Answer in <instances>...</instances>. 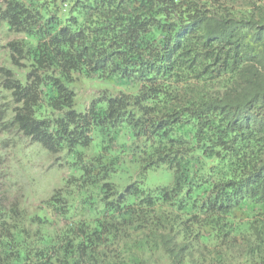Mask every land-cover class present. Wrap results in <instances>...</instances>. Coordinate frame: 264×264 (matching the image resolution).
<instances>
[{
	"label": "trees",
	"instance_id": "1",
	"mask_svg": "<svg viewBox=\"0 0 264 264\" xmlns=\"http://www.w3.org/2000/svg\"><path fill=\"white\" fill-rule=\"evenodd\" d=\"M0 30V264H264V0H0ZM83 77L112 88L79 112ZM26 142L68 172L38 206Z\"/></svg>",
	"mask_w": 264,
	"mask_h": 264
},
{
	"label": "rangeland",
	"instance_id": "2",
	"mask_svg": "<svg viewBox=\"0 0 264 264\" xmlns=\"http://www.w3.org/2000/svg\"><path fill=\"white\" fill-rule=\"evenodd\" d=\"M14 39L13 37L5 36L0 30V40L2 44L6 41ZM73 89L76 93V110L79 112H85L86 106L89 105L93 99L102 96L101 92L108 88H112L109 84L103 81L91 80L88 78H80L79 81L74 83ZM104 137L96 136L94 140V148L90 151H84L88 157L93 154H100L102 151L101 145ZM129 137L126 136L125 131H121L117 138V144L122 145L127 143ZM27 148L24 151V155L27 156V160H16L11 162V165L17 177L21 191L24 195H30V203L38 206L42 201L48 199L52 195V191L61 187V174L55 172L53 169L48 171L51 167L52 159L48 157L40 148L36 146H29L28 142L25 143ZM15 152V150H11ZM124 159L117 166L119 173L116 178L113 179L120 189H124L127 185L137 180L138 172L128 166ZM66 172V171H63ZM174 183V173L166 167H160L156 170L150 171L145 180L144 187L149 190H155L157 188H170Z\"/></svg>",
	"mask_w": 264,
	"mask_h": 264
},
{
	"label": "clouds",
	"instance_id": "3",
	"mask_svg": "<svg viewBox=\"0 0 264 264\" xmlns=\"http://www.w3.org/2000/svg\"><path fill=\"white\" fill-rule=\"evenodd\" d=\"M102 93V92H101ZM30 146V145H29ZM36 146V145H35ZM36 147H38V148H40L39 146H36ZM41 149V148H40ZM42 150V149H41ZM43 151V150H42ZM44 152V151H43ZM45 153V152H44ZM46 154V153H45ZM47 155V154H46ZM48 156V155H47ZM49 157V156H48ZM53 162L54 161H52V164H51V167L48 169V171H50V170H54L55 172H57V173H60L61 174V178H65V177H67V173L68 172H63L62 170H59V169H57V167L55 166H53ZM61 178H60V181H61ZM62 185V184H61ZM59 187H57V188H55L53 191H52V194H53V192L55 191V190H57ZM50 198V197H49ZM48 198V199H49ZM47 200V199H46Z\"/></svg>",
	"mask_w": 264,
	"mask_h": 264
}]
</instances>
